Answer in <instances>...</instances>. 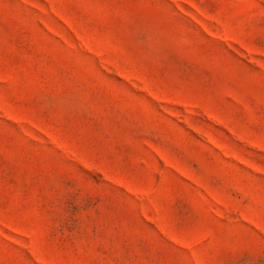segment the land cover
I'll return each instance as SVG.
<instances>
[{
  "label": "rangeland",
  "instance_id": "rangeland-1",
  "mask_svg": "<svg viewBox=\"0 0 264 264\" xmlns=\"http://www.w3.org/2000/svg\"><path fill=\"white\" fill-rule=\"evenodd\" d=\"M0 264H264V0H0Z\"/></svg>",
  "mask_w": 264,
  "mask_h": 264
}]
</instances>
